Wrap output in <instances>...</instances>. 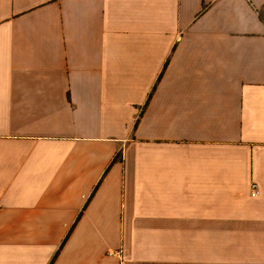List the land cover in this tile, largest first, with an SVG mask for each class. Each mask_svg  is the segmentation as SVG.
<instances>
[{"label":"crops","instance_id":"1","mask_svg":"<svg viewBox=\"0 0 264 264\" xmlns=\"http://www.w3.org/2000/svg\"><path fill=\"white\" fill-rule=\"evenodd\" d=\"M263 10L0 0V264H264Z\"/></svg>","mask_w":264,"mask_h":264},{"label":"built area","instance_id":"2","mask_svg":"<svg viewBox=\"0 0 264 264\" xmlns=\"http://www.w3.org/2000/svg\"><path fill=\"white\" fill-rule=\"evenodd\" d=\"M259 193L257 184L253 183L252 188H250L251 196H257Z\"/></svg>","mask_w":264,"mask_h":264},{"label":"rangeland","instance_id":"3","mask_svg":"<svg viewBox=\"0 0 264 264\" xmlns=\"http://www.w3.org/2000/svg\"><path fill=\"white\" fill-rule=\"evenodd\" d=\"M263 12H264V10H263Z\"/></svg>","mask_w":264,"mask_h":264},{"label":"trees","instance_id":"4","mask_svg":"<svg viewBox=\"0 0 264 264\" xmlns=\"http://www.w3.org/2000/svg\"><path fill=\"white\" fill-rule=\"evenodd\" d=\"M147 103V102H146Z\"/></svg>","mask_w":264,"mask_h":264}]
</instances>
